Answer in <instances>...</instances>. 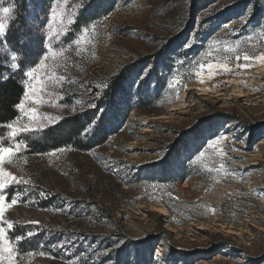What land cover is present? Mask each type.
I'll return each mask as SVG.
<instances>
[{
	"label": "rangeland",
	"instance_id": "374dc122",
	"mask_svg": "<svg viewBox=\"0 0 264 264\" xmlns=\"http://www.w3.org/2000/svg\"><path fill=\"white\" fill-rule=\"evenodd\" d=\"M14 1L0 0V9H13L7 28ZM109 1L112 9L104 17L76 26L80 12L87 11L82 10L86 0H61L65 34L60 40H46L53 0L43 1L41 9H30L27 18L41 46L30 59L24 57V69L47 54L46 43L59 51L63 41L66 63L61 60L57 74L65 80L46 89L41 105L26 102V108L37 107L43 127L30 124V130L18 133L13 141L22 139L26 147L15 164L4 165L5 170L30 183L10 185L15 190L12 197L4 193L6 203L18 200L6 210L5 219L14 226L52 228L62 238L59 248L68 241L64 235L68 230L85 240L84 247L91 246V252L95 241L105 239L101 254L106 256L112 250L106 238L125 234L130 241H142L160 236L163 243L156 245L155 264H264V29L260 27L264 0ZM85 27L90 29L89 42L78 56L74 40ZM5 37L0 38V54L10 57ZM20 38L23 46H34L25 34ZM237 44L235 52L224 50ZM4 45L7 52L2 51ZM157 54L166 66L160 75L166 89L152 111L130 112L120 132L91 152H30L24 134L37 137L94 109L103 82L125 66ZM245 54L250 57L247 62L242 59ZM237 55L241 60L235 59ZM224 57H229L228 71L218 67L210 76L206 67L199 68L201 63H224ZM244 63L247 67L239 66ZM148 72L144 69L141 77ZM44 116L58 119L49 122ZM20 123L29 121L21 117ZM189 131L193 133L187 148L163 181L158 166L180 133ZM201 152L204 155L193 164ZM183 164L190 178L180 181L176 175ZM49 196L60 202L59 209L40 207L39 201ZM74 208L78 217L68 213ZM123 240L116 248L126 243ZM163 246L168 258L162 255ZM172 252L177 263L171 262ZM21 264L77 261L38 255L25 257Z\"/></svg>",
	"mask_w": 264,
	"mask_h": 264
},
{
	"label": "trees",
	"instance_id": "16d2710c",
	"mask_svg": "<svg viewBox=\"0 0 264 264\" xmlns=\"http://www.w3.org/2000/svg\"><path fill=\"white\" fill-rule=\"evenodd\" d=\"M43 1L46 0L14 1L15 10L13 19L10 20L7 28L5 42L9 44L11 52H17L21 56L19 61L21 71L11 73L6 66L10 62L8 53L0 54V77L5 74L9 75L7 79L0 78V143L4 146L13 144V141H15L9 138V130L6 128V124L20 116L15 106L23 99L25 91L23 69L26 66V61L23 59L24 57L30 59L34 56L36 49L41 46L38 40L39 37L31 30L30 18L27 17L30 16L31 8L34 10L41 9ZM83 5L82 10L87 11L80 12L76 26H79L82 20L88 21L90 18L104 17L106 11L112 9L109 0H86ZM20 34L29 37L34 42V46H23ZM164 67L166 66L162 64L161 54L146 57L134 64L125 66L116 75L102 83L101 90H99L100 96L96 99L94 109L69 117L37 137L24 134L23 139L31 147L30 152L44 153L60 149H72L86 153L104 147L120 132L130 112L135 110L152 111V107L159 103L166 89L163 86V79L160 78ZM147 68H149V72L142 78V71ZM168 73L170 71L166 70V74ZM192 133V131L180 133L175 144L170 146V153L165 156L163 162L158 166V174L161 175L162 180L164 179L163 181H167L165 178L168 177L170 166L177 159L181 150L187 148L186 141ZM185 168L186 166L183 164L181 171L176 175L180 181L190 178ZM14 191V188L11 187L6 190L5 194L10 192L9 197H12ZM19 192H23V190ZM39 203L43 209H59L60 205V202L52 196L40 200ZM76 209H71L68 213L73 217H78ZM62 225H65L64 222L61 223ZM28 231L34 232L31 238L27 237ZM69 232L68 230L64 233L68 241L59 248L62 238L56 236V232L52 228L43 229L30 225L14 226L13 229L8 231V234L16 248L15 264H21L25 257H36L41 255L40 253L66 262L77 261V264H155L159 261L155 260L156 245L159 246L163 243L160 236L142 241H130L128 236L121 234L124 240L120 236L118 238H116L117 236L106 238L108 241L106 245H110L109 248H112L106 256L101 254L106 250L105 239L100 240V242L95 241L97 246L91 252V246L84 247L86 245L85 240L80 241L74 234H69ZM16 235H22L24 239L16 241L14 239ZM122 240L126 243L116 248ZM70 242L73 245L72 247L67 245ZM165 248L166 246H163L164 252L162 255H166V258H168L169 254ZM172 256L175 259L171 262L177 263L178 256L173 252Z\"/></svg>",
	"mask_w": 264,
	"mask_h": 264
},
{
	"label": "snow or ice",
	"instance_id": "6c2138e0",
	"mask_svg": "<svg viewBox=\"0 0 264 264\" xmlns=\"http://www.w3.org/2000/svg\"><path fill=\"white\" fill-rule=\"evenodd\" d=\"M66 3V0H65ZM61 0H53L50 5V19L47 21L46 27L48 29L46 40H51L53 38L60 40V37L65 34V25H64V13L60 11ZM13 12L12 8H3L0 9V38L5 37L6 29H7V18L9 14ZM73 21H69L72 23ZM227 27V26H225ZM264 29V25L260 26ZM95 30V25L92 26L91 31ZM90 35V29L85 27L83 32L79 36V38L74 40L76 47V55H80L83 51V45L88 43V37ZM71 43V42H70ZM47 54L43 55L42 58L39 59V62L36 63L34 67H27L23 70L24 77L27 79L24 81L25 91L23 93V99L15 106L19 113L21 114L12 122L6 124V128L8 131V136L10 139L15 140L18 133H23L30 130V124H36L37 127H43V124L40 122L39 113L37 111V107H28L26 108V102L31 101L33 105H41L43 103V96L46 94V89L55 88L60 82L65 80L64 75H58L57 69L61 66V60L65 59V49L63 48V41H60V50L57 51L54 49L51 43H46L44 45ZM236 46H225V51L227 52H235ZM8 46L4 45L2 51L7 52ZM210 56L211 53H208ZM21 56L17 52H11L9 57V63L6 65L11 73L16 71H21L20 61ZM229 57H224V63L213 64L209 62L207 65L201 63L199 65L200 69H204L205 67L209 70V75L213 74V70L216 68H222L225 71L230 70L228 68ZM237 61L241 60V56H235ZM243 61L247 62L250 60L249 55L245 54L243 56ZM51 61V63H48ZM66 63V59H65ZM241 67H247V64L239 65ZM199 75V72L197 73ZM3 79L9 78L8 74H5ZM172 86V85H170ZM21 117H27L29 124L21 125L20 120ZM54 119H58L57 117L52 116H44L43 120H47L51 122ZM87 134V133H86ZM225 139V138H221ZM218 141L213 142L215 145ZM26 147L24 141L18 140L14 144H9L8 146H4L0 143V264H15L14 257L16 255V248L14 247L13 241L9 238L8 230L14 228V224L10 220L5 219V212L7 209L11 208L14 205H17V198H12L10 203H6L7 197L5 196V190L9 188L12 184H24L27 185L30 181L23 179L22 177L18 178L14 176L11 172L6 171L4 165L5 164H15L17 162V154L21 152V149ZM59 151H63L60 149ZM51 155H56L55 152L51 153ZM204 155L203 152L197 157L196 160H193L192 163L196 164L200 157ZM224 169V165L221 164L220 170ZM44 193H41L43 195ZM34 225H38V221L31 222ZM34 235L33 231L27 232V237L31 238ZM16 241H21L24 239L22 235H16L14 237ZM44 255V253H40Z\"/></svg>",
	"mask_w": 264,
	"mask_h": 264
}]
</instances>
